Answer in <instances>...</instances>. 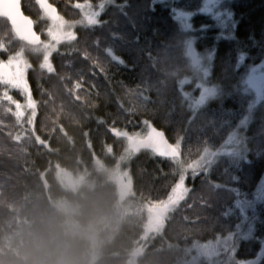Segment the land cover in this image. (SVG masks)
Returning <instances> with one entry per match:
<instances>
[{
	"label": "trees",
	"instance_id": "obj_1",
	"mask_svg": "<svg viewBox=\"0 0 264 264\" xmlns=\"http://www.w3.org/2000/svg\"><path fill=\"white\" fill-rule=\"evenodd\" d=\"M47 1L68 21L82 18L73 5L85 0ZM88 2L99 10L105 0ZM204 6L205 0L105 2L99 25H77V39L57 46L50 58L53 72L41 69L43 54L18 42L0 19V39L8 48L0 59L23 49L36 101L31 125V109L23 108L17 122L6 111L11 107L14 112V105L0 103V264H192L196 251L188 249L194 244L215 243L230 234L236 246L233 261L264 264V200L256 199L264 182V98L240 129L242 142L226 145L229 133L249 115L246 78L264 62V0H220L210 13L199 11ZM173 8L195 13L187 21L190 29L173 18ZM22 10L47 41L51 22L35 0H22ZM218 11L232 14L227 26L215 18ZM189 41L201 68L209 69L203 79L184 70ZM109 48L124 63L112 60ZM181 80L187 83L181 86ZM78 81L79 89L74 87ZM199 81L220 94L193 114L183 93L200 92ZM10 94L24 103L18 90ZM144 121L162 131L170 144L183 137L180 159L186 162L198 159L206 146L224 153L239 147L246 160L237 163L224 155L207 173L193 178L189 171L185 200L158 233L143 241L144 250L133 261L130 256L145 234L149 202L166 199L179 175L175 162L149 151L125 158L127 139L109 130L143 135ZM118 171L130 179L125 200L112 180ZM60 174L69 183L82 180V186L66 187ZM216 184L221 187L214 188ZM229 189L247 194L253 207L242 214ZM226 260L221 253L195 264Z\"/></svg>",
	"mask_w": 264,
	"mask_h": 264
},
{
	"label": "snow or ice",
	"instance_id": "obj_2",
	"mask_svg": "<svg viewBox=\"0 0 264 264\" xmlns=\"http://www.w3.org/2000/svg\"><path fill=\"white\" fill-rule=\"evenodd\" d=\"M40 8L43 11L44 17H46L51 23L47 29L48 40H41L40 36L33 31V21L28 17L23 15L21 10V0H0V18L6 20L11 27V32L19 40L24 41L27 45L32 46V51L34 53H42L43 59L40 64L41 69H46L48 72H53V66L51 64L50 58L54 52L57 51V46L62 42H72L77 39V34L73 29L77 25H82L84 27L97 26L101 23L98 19L104 10L105 2L112 3L113 0H105L98 5L99 10H94L91 3L88 0H85L84 3H75L73 6L80 10L82 18L77 21H68L63 16L58 14L57 9L53 7L52 4L48 3L47 0H36ZM157 0H154V3ZM162 2V0H161ZM216 3H220V0H215ZM200 12L210 13L212 9L207 7V0H205V6L199 9ZM174 14L173 18L180 20L183 28L190 29L191 25L187 23L188 18L194 15L192 12H182L176 8L172 9ZM215 18L220 21L223 26H227L231 21L232 14L230 12H215ZM226 19H222L225 17ZM233 23V27H234ZM206 27V26H205ZM202 30H204L202 28ZM8 48L6 44L0 39V52H6ZM108 55L111 56L112 60L117 63H124L119 57L113 54L112 49L107 50ZM185 54L188 58L191 59L194 66L197 67L198 73L203 72V75L206 77L208 75L207 68H201L200 58L192 47V43L189 41L185 47ZM85 58H90L88 53H84ZM211 59V57H209ZM245 59L243 53L239 56V61L242 63ZM100 67V70L103 71V67ZM31 67V64L25 59L23 49L16 51L15 54H9L7 59H0V85L3 86V91L0 93V103L7 101L9 105H14L15 111H12L11 107L6 108L7 112H12L16 117L17 122H20L24 116L23 108L31 109V115L28 117V124L33 123V118L36 115V101L33 100L31 95L30 86L26 79V72ZM264 67V64L261 65ZM253 75H249L247 85L252 87H257L256 80L257 77L254 75L257 68H252ZM187 83L186 80H181L180 85ZM75 88L79 89L81 87L80 82L78 81L75 85ZM197 88L200 89L198 98L193 99L191 93H183L186 99L190 101V107L193 110V114L204 106L210 99L217 97L220 93L217 87L212 86L208 87L205 84H197ZM11 90H18L21 96L24 98V103L14 99L13 95L10 94ZM259 91V89H257ZM77 99L80 97L77 96ZM255 101L249 105V113L254 107ZM249 116H244L240 120L237 130L229 133L227 137V143L236 142L238 145L241 141L239 137V129L246 127L249 121ZM103 123V121H100ZM144 125L147 128L146 133L141 135L137 132L134 134H129L127 131L118 130L115 127L110 128L109 130L116 137H124L128 141V148L126 149V156H131V154L139 151L141 148H150L155 155H158L162 158H166L175 162V165L179 171L178 179L174 183V186L171 187L167 198L164 200H157L154 202H149V207L153 208L156 214V228L160 229L165 224L166 220L169 218V213L174 211L179 205L180 202L185 200V197L188 195L190 189L186 187V174L190 171L192 177L195 178L201 172L207 173L211 167L215 164L216 158L224 155L235 158L234 162H239V160H246V157L243 151L237 147V149L230 153H224L222 151H214L211 147L206 146L203 149V154L199 156L198 159H195L191 162H186L180 159V149H181V140L183 137H179L175 144H169L165 138V135L162 131H158L153 127L148 121H144ZM87 135V134H86ZM37 141L40 143H46L42 141L39 136H37ZM89 147L91 144L89 143ZM106 150L111 152V146H106ZM214 188L219 189L221 185H213ZM229 191H234L237 199L235 200L234 207L240 209L242 214L245 213L246 209L252 208L254 201L247 199V194H242L238 189H229ZM244 196V199H241V196ZM257 200H264V182L257 189L256 192ZM230 212H226L225 215H229ZM244 219L247 220L248 217L244 215ZM239 227V226H238ZM251 228H249V232ZM233 241V235L230 234L224 238H217L215 243L209 242L207 244H194L191 249H188L191 252L193 249L196 251V256L192 258V264H195L201 257L213 258L219 257L221 253L226 254V261H218L217 264H250V262H235L232 260V256L235 253L236 246ZM264 251V248H262Z\"/></svg>",
	"mask_w": 264,
	"mask_h": 264
},
{
	"label": "rangeland",
	"instance_id": "obj_3",
	"mask_svg": "<svg viewBox=\"0 0 264 264\" xmlns=\"http://www.w3.org/2000/svg\"><path fill=\"white\" fill-rule=\"evenodd\" d=\"M35 2H36V0H35ZM36 5H37V2H36ZM208 5H209V8L217 9L218 6L220 5V3H216L215 0H208ZM38 7L40 8L39 5H38ZM47 40H48V36H47ZM262 64H264V62H262L260 65H257L256 67H254V68H257L256 73H254V75L257 77V80H256L257 87H252L250 85H247L246 83H245V86H244L245 89H246V92L248 94H250V96L252 98V103L255 101V105L251 109V112L250 113L248 112V114H249L248 116H250L252 113L255 112L254 110L256 108V105L264 98V67H261ZM205 68H207V66H205ZM208 73H209V71H208ZM250 75H253V73L251 72ZM197 77L200 78V79L205 78V76L203 75L202 71L199 72ZM248 77L249 76H247L246 81H247ZM199 83H201V81H199ZM257 89H259V91ZM199 93L200 92L198 91V93H196L195 95L193 94L192 98L193 99L198 98ZM240 129H243V128H240ZM240 129H239L238 134H239V137L241 138L242 137V133H241ZM235 143L236 142L226 143V145L227 146H230V145L232 146ZM140 151H142V150H140ZM137 152H139V151H137ZM118 172L114 173V175L112 176V180L117 184L116 186H118V190H119V193L121 195L119 197L120 200H125L131 193L130 179H129V177L127 175H125L124 172H119V173ZM60 176H61V179L63 180V182L65 183L66 187L68 186L69 188L71 187L73 190H78L79 187L82 186V180H76L74 178V179H71L70 180L71 182L69 183L68 181H66V177L63 174H60ZM147 212H148V222L145 225L146 226L145 230H144L145 238H143L142 241L147 239L150 235H155L156 233H158L161 230V228L160 229L156 228V219H157V217H156V214H155L153 208L147 207ZM141 252H142V247H137L133 251V253L131 254L130 257H132V259L134 261L138 256H140ZM249 262H250V264H258V260L249 261Z\"/></svg>",
	"mask_w": 264,
	"mask_h": 264
},
{
	"label": "water",
	"instance_id": "obj_4",
	"mask_svg": "<svg viewBox=\"0 0 264 264\" xmlns=\"http://www.w3.org/2000/svg\"><path fill=\"white\" fill-rule=\"evenodd\" d=\"M48 2V1H47ZM37 5H39V4H37ZM41 9V8H40ZM21 10H22V2H21ZM42 10V9H41ZM22 12H23V10H22ZM43 12V11H42ZM23 15L25 16V14L23 13ZM26 17H28V16H26ZM29 18V17H28ZM1 20H4V19H2V18H0ZM30 19V18H29ZM6 21V20H5ZM7 22V21H6ZM8 23V22H7ZM8 27H10V24L8 23ZM10 29H11V27H10ZM33 31L34 32H36L35 31V26H34V23H33ZM37 33V32H36ZM13 34V33H12ZM38 34V33H37ZM14 35V34H13ZM39 35V34H38ZM40 36V35H39ZM14 37H15V35H14ZM40 38H41V36H40ZM15 39L18 41V42H20V43H22V44H24V45H26V47H32V46H30V45H27V43L26 42H24V41H21V40H19L17 37H15ZM41 40H42V38H41ZM192 43V42H191ZM192 47H193V49L195 48L194 47V44L192 43ZM194 51L197 53V51L194 49ZM197 55H198V53H197ZM188 58V57H187ZM189 59V58H188ZM159 131V130H158ZM166 138V137H165ZM167 140V139H166ZM168 141V140H167ZM169 143V142H168ZM170 144V143H169ZM140 150H143V151H149V152H152V154H154L153 153V151L150 149V148H141V149H139V151ZM157 157H159V158H162V157H160V156H158V155H156ZM162 159H166V158H162ZM166 160H168V159H166Z\"/></svg>",
	"mask_w": 264,
	"mask_h": 264
},
{
	"label": "clouds",
	"instance_id": "obj_5",
	"mask_svg": "<svg viewBox=\"0 0 264 264\" xmlns=\"http://www.w3.org/2000/svg\"><path fill=\"white\" fill-rule=\"evenodd\" d=\"M184 70L192 72L193 75H196L198 73L197 67L193 65L190 58L186 60L184 64Z\"/></svg>",
	"mask_w": 264,
	"mask_h": 264
},
{
	"label": "bare ground",
	"instance_id": "obj_6",
	"mask_svg": "<svg viewBox=\"0 0 264 264\" xmlns=\"http://www.w3.org/2000/svg\"><path fill=\"white\" fill-rule=\"evenodd\" d=\"M21 2H22V0H21ZM143 151V150H142ZM143 238H145V236H143ZM143 240V239H142ZM136 247H142V251L144 250V242L143 241H141L139 244H137V246ZM142 253V252H141Z\"/></svg>",
	"mask_w": 264,
	"mask_h": 264
}]
</instances>
